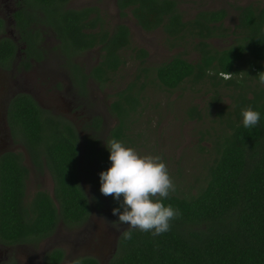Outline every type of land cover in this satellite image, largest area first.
Masks as SVG:
<instances>
[{
    "label": "trees",
    "instance_id": "obj_1",
    "mask_svg": "<svg viewBox=\"0 0 264 264\" xmlns=\"http://www.w3.org/2000/svg\"><path fill=\"white\" fill-rule=\"evenodd\" d=\"M68 1L23 0L14 19L23 34L29 32L31 22H39L37 19L44 15L59 39L80 51L100 44L104 54L98 66L84 78H95L103 85L108 72L122 65L118 51L129 46L128 30L117 26L111 34L85 33L84 30L96 28L99 19L88 16L98 15V10L67 9ZM117 8L120 12L128 10L143 31L160 29L171 45L190 41L198 53L195 63L175 56L153 70L157 86L163 90L172 91L187 82L198 84L207 79L214 87L224 82L226 87L240 88L237 77L245 70L238 68V64L246 57L251 60L246 75L250 73L260 84L256 76L264 72V1L259 7H237V24L230 35H224L222 27L224 10L200 11L193 19L184 20L177 0H117ZM226 36L234 37L230 47L221 51L211 47V39ZM14 53L10 41L0 43V61L4 65L13 59ZM146 71L141 68L136 79L146 76ZM221 71L235 75L225 81L219 76ZM144 87L145 84L135 81L114 95L110 112L118 123L105 144L113 138L121 141L127 120L140 106L139 95ZM238 90L234 109L226 113V132L215 142L216 157L205 185L195 195L171 194L162 201L180 212L171 221L168 232L153 236L151 232L133 230L132 238L124 239V231L107 264H264V86L252 91L251 99ZM248 106L260 113L259 123L253 128L242 125L240 110ZM43 114L32 99L22 95L15 97L8 107L12 137L19 139L40 171L48 170L53 182L52 193L37 191L26 202L28 171L21 156H0V239L8 244L46 238L58 223L81 226L90 215V201L78 177L77 134L62 119ZM94 122L98 126L99 120ZM85 142L87 159L98 165V179L93 180L98 198L99 173L110 167L109 153L106 145L99 146L96 137H88ZM96 201L100 208L101 201ZM108 204L112 209L119 207L111 196ZM62 255L55 250L49 259L57 264ZM76 260L80 264H99L92 257Z\"/></svg>",
    "mask_w": 264,
    "mask_h": 264
},
{
    "label": "rangeland",
    "instance_id": "obj_2",
    "mask_svg": "<svg viewBox=\"0 0 264 264\" xmlns=\"http://www.w3.org/2000/svg\"><path fill=\"white\" fill-rule=\"evenodd\" d=\"M179 10L185 19H191L200 11H213L223 9L226 11V18L223 21L224 35L229 34L237 24L238 11L237 7H259L264 0H177ZM95 6L99 15L102 17L103 27L107 30L114 28L115 25L127 26L130 38L129 46L121 52L125 64L115 73L114 81L105 86L96 89V85L87 87L88 101H84L86 109L93 105L91 96L94 95L95 102L103 112L107 109L109 102L114 98L112 94L124 89L127 85L137 81V84H145L142 90L140 106L134 115L127 120L123 130L121 142L127 147L134 148L141 155H159L167 165L169 173L175 184V194L179 197H189L195 195L208 179V170L216 157L215 142L220 140L226 132L224 128L225 118L234 109L235 99L237 100L238 89L246 99H251V92L256 91L264 85L258 84L250 73L247 76L237 77L241 87H226L224 82H220L217 87L209 79L201 81L198 84L187 82L173 91H166L157 86V80L154 76V69L159 65L167 62L174 56H181L190 62H194L198 56L194 51L190 41H184L180 45H171L161 30L153 32H144L131 16L130 12H120L114 6V0H69L66 5L68 9L77 10ZM102 29V27H101ZM234 42V37L226 36L217 37L209 41L211 47L221 51L230 47ZM56 43L49 44L45 51L50 52L47 55L48 66L54 61L56 67H61L64 58L55 51ZM143 49L147 52V58L144 65L135 60L137 50ZM92 59H96V52L89 53ZM79 59L86 69L93 66L96 61H91L87 55H82ZM86 58V60H84ZM251 60L245 58L238 64V68L248 71V65ZM43 64L39 65L42 67ZM50 67H53L50 64ZM145 68L146 76H139L140 69ZM54 68V67H53ZM56 73H61L57 71ZM55 85L53 84V87ZM57 97V96H56ZM58 98V97H57ZM59 99V98H58ZM64 101L59 102L58 112L65 114L62 109L66 108V97ZM91 101H90V100ZM70 102V101H69ZM196 114L199 116L196 117ZM87 116V113H86ZM233 118V117H231ZM224 119V120H223ZM107 126L115 127L118 123L114 116H106ZM107 126L100 131L98 143L105 146L107 138ZM89 132L82 129V136ZM88 139V138H87ZM87 147V146H86ZM81 143V167L80 178L81 186L90 201L91 205V222L83 226L71 228L69 226L62 229L71 234L72 237L86 238L92 230L93 237L101 229L109 233H119L128 230V226L121 224L117 216L112 215V208L108 204V197L101 193L96 194V188L93 180L97 178V166L88 162L86 157L87 148ZM111 166V164H110ZM92 175V176H91ZM47 182L46 180L44 181ZM43 179L36 177L28 182L25 194V201L32 198L35 191L44 189L51 193V183L45 188L42 187ZM35 190V191H34ZM34 191V192H33ZM100 200L102 206L96 205ZM89 219V218H88ZM84 231V232H83ZM80 239V240H81Z\"/></svg>",
    "mask_w": 264,
    "mask_h": 264
},
{
    "label": "flooded vegetation",
    "instance_id": "obj_3",
    "mask_svg": "<svg viewBox=\"0 0 264 264\" xmlns=\"http://www.w3.org/2000/svg\"><path fill=\"white\" fill-rule=\"evenodd\" d=\"M22 3L23 0H0V43L4 40H8L15 48L14 57L11 61H8L5 65L0 61V156L5 153H14L21 156L22 165L28 171L27 180L25 181L26 194L29 192L27 189L28 182L36 177L42 178L43 182L45 180L47 181L46 183L44 182L42 186L44 188L51 183L49 189L52 190L53 182L48 170L43 168L42 171H40L28 157L26 149L19 143V139H14L12 137L7 117L10 102L17 96L22 95L29 97L42 111H44L43 116H50L56 119L60 118L73 128L78 137L79 153L77 164L78 177L81 183L79 172L81 167V143L83 142L86 147L85 141L88 137H96L98 139L100 131L107 126L106 116H113L110 112V105L114 101L113 98L109 102L107 109L102 112L99 109L98 104L94 101V95H92L91 100L93 105L87 110L84 105V101H88L86 99V90L87 87L89 88V86L94 84L96 85V89L100 90V87L114 81L113 78L115 73H117L125 64V61L121 56V52L125 49L118 51L122 65L114 72L107 71L108 77L105 78L103 85L95 78L87 77L85 79L84 76L88 75L98 66L101 56L104 54L101 50V45L96 44L94 47L82 51L75 49V47H70L67 43L59 39V36L54 31L48 17L44 15H41L39 19H37L39 22H31L28 27L29 32L22 34L14 19V16L20 10ZM68 3L69 1L66 5ZM114 6L117 8V0H114ZM86 8L96 7L90 6ZM224 12L226 11L224 10ZM88 18H98L99 20L95 25L96 28L87 31L84 30L83 32L85 33L111 34L112 30L117 26H124L127 28L125 25H115L110 31L107 30L106 27H103V19L99 14H90ZM193 18L194 16L191 19ZM185 20H190V18ZM128 34L130 38L129 30ZM98 37L99 36H97V38ZM99 41L100 38H98L97 43ZM54 43H56L55 51L64 58L61 67H56L53 60L48 66H45V64H48L46 63L48 61L46 57L50 53L46 52L45 49L48 46L50 51V48L52 47H49V44L51 45ZM91 52H96L95 60L91 58L89 54ZM84 54L87 55L91 61H96V63L88 69H86L84 64L79 61ZM197 56L199 58L198 53ZM139 57H142V60L145 63L147 52L143 49L137 50L134 59L138 60V63L141 64V59ZM197 59L192 63H195ZM84 60H86V58H84ZM41 64H43V66L39 67ZM50 64L54 68L50 67ZM141 65L143 66L144 64ZM57 71H60L61 73H56ZM53 84L55 85L54 87ZM116 93L117 92L112 94L113 97ZM63 96L68 100V102H66V108L62 109L65 114L58 112L59 102H65V100L62 99ZM141 97L142 95H139V100ZM94 119L99 120L98 126L96 125L97 123L95 124ZM107 128L106 136L114 127L111 128L107 126ZM82 129L89 132L85 137L81 134ZM95 148L97 151L100 149L97 144L95 145ZM87 155L88 151L86 157ZM88 162L90 161L88 160ZM91 164L97 166L95 161ZM40 190L44 191V189H39L37 191ZM37 191H35L34 194ZM88 218L87 222L90 224V218H92L91 210ZM85 224H82L81 227ZM65 227H67L65 224L58 223L56 229L50 236L38 240L32 238L31 241L8 244L0 239V264H54L49 257H51V253L55 250L61 251L63 254L62 259L57 264H72L76 259L85 257H92L99 264H107L116 251L120 235L124 232L109 233L108 231L101 229L95 239L92 230H90L89 237L81 239L76 236L72 237L71 234L62 231ZM71 228L75 229L76 226Z\"/></svg>",
    "mask_w": 264,
    "mask_h": 264
},
{
    "label": "clouds",
    "instance_id": "obj_4",
    "mask_svg": "<svg viewBox=\"0 0 264 264\" xmlns=\"http://www.w3.org/2000/svg\"><path fill=\"white\" fill-rule=\"evenodd\" d=\"M239 74L241 77L246 75L244 72ZM234 75L225 71L219 73L225 81ZM256 77L264 85V72L258 73ZM240 115L244 128H253L259 123L260 113L251 106L242 108ZM106 148L111 166L99 173V192L119 203L118 208L112 209V215L128 226L123 238L131 239L133 230L151 232L153 236L168 232L171 221L178 218L180 212L162 202L176 191L162 157L141 155L114 138L107 140ZM74 264H80V261L76 260Z\"/></svg>",
    "mask_w": 264,
    "mask_h": 264
}]
</instances>
